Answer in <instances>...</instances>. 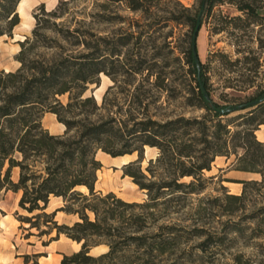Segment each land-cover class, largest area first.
I'll list each match as a JSON object with an SVG mask.
<instances>
[{
  "label": "trees",
  "instance_id": "16d2710c",
  "mask_svg": "<svg viewBox=\"0 0 264 264\" xmlns=\"http://www.w3.org/2000/svg\"><path fill=\"white\" fill-rule=\"evenodd\" d=\"M19 1L0 0V37L11 36L19 24ZM74 1L60 0L50 11L41 3L33 14L31 37L19 41L16 60L20 66L15 71L0 70V194L7 190L20 194L18 208L26 213L18 217L20 228L29 232L28 237L40 239L55 232L43 246L61 235L79 244L76 251L63 253L59 264H264V259L232 251L235 238L229 234L243 231L238 222H210L201 200L194 208L189 203L192 195L203 191V173L211 170L216 157L229 159L233 154L240 159L264 148L254 135V116L264 108V88L241 105L214 102L204 65L193 52L194 47L197 52L203 19L223 0H200L193 13L182 9L188 27L187 74L195 82L198 107L204 109V115L161 120L154 119L149 103L139 95L131 94L127 105L107 99L115 84L105 90L100 103L86 95L91 86L100 87L102 73L116 82L115 73L149 69L141 62L129 67L118 49H108L107 38L98 37L92 24L67 21ZM129 1L137 3L131 7L134 11L142 6ZM238 10L264 19L252 0L238 3ZM156 86L164 90L160 83ZM63 96H67L66 102L61 100ZM187 104L193 105L191 97ZM244 110H248L245 127L231 131L224 118ZM45 113L54 114L64 125L61 134H51L43 127ZM261 124L264 121L256 125ZM145 146L160 152L145 168L150 177L141 168ZM98 151L112 158L137 153V159L124 164L122 172L146 191V201L129 202L96 189L102 168L96 158ZM14 168L18 169L17 181L11 175ZM241 170L259 172L254 165ZM185 177L192 180L181 182ZM242 194L226 195L225 199L240 201ZM51 198H60L62 204L48 211ZM57 212L77 219L60 224L55 219ZM33 229L36 234L31 233ZM95 248L103 250L92 253ZM25 258L28 263L29 256Z\"/></svg>",
  "mask_w": 264,
  "mask_h": 264
},
{
  "label": "rangeland",
  "instance_id": "374dc122",
  "mask_svg": "<svg viewBox=\"0 0 264 264\" xmlns=\"http://www.w3.org/2000/svg\"><path fill=\"white\" fill-rule=\"evenodd\" d=\"M38 1V0H37ZM41 1V0H40ZM33 3L28 8V15L33 17L34 11L42 3ZM44 10L54 9L60 0L49 9L47 0H44ZM141 3L139 10H132L136 2L129 0H76L69 5V15L65 17L71 24L84 22L92 24L98 37H106L108 49H118L120 58L130 63L129 67H138L142 63L141 73L118 72L113 74L114 82L105 74L100 75V89L93 86L86 95H93L98 103L105 90L113 85L107 99L116 103H129L131 94L139 95L149 103L150 114L154 119H167L183 115L185 117H201L204 109L198 107L200 100L196 94V85L191 75L187 74L188 66L185 63L187 51L188 27L183 23L185 14L183 7L193 13L200 0H136ZM246 0H223L213 8V14L205 17L197 37V54L204 65L208 77L209 94L216 103L225 105H241L248 97L264 88V19L251 18L238 10V3ZM261 10L264 17V0H252ZM19 16V15H18ZM241 19L238 20L237 18ZM20 22L12 30L11 36L3 35L0 38V70L15 71L20 63L16 56L20 50L19 41L31 37L35 26V19L27 20L19 16ZM29 27H26L23 23ZM62 21L58 19L57 22ZM101 44V42H100ZM103 45V44H102ZM7 72V71H6ZM149 73V75H147ZM106 76L107 78H105ZM156 83H160L161 90ZM191 89L195 90L193 94ZM191 97L192 106L187 104ZM66 102L67 96L61 97ZM248 110L230 114L224 118L229 123L231 131L245 127V118ZM50 113H45L42 125L48 131L55 132L56 117L51 119ZM254 135L257 141L264 143V108L256 113ZM157 148L144 147V160L141 168L145 171L148 161L158 158ZM242 156V150L238 151ZM102 163L97 173V190L103 193L114 191L116 196L125 201L142 203L147 200L145 190H140L128 176H123L122 163L119 158L113 159L102 153L96 155ZM254 158V160H252ZM137 159V153L129 160ZM129 161V162H130ZM254 165L256 171H242ZM157 165L153 163L155 171ZM264 148L255 150L253 156H243L237 159L216 157L211 164L210 171L203 173L204 189L200 194L192 195L190 207L194 208L199 201L206 207L205 218L208 221H235L243 231L241 234L232 232L229 237L235 238L232 251L242 252L245 257L264 259ZM150 177V174L145 171ZM12 179L17 181L18 171L12 172ZM192 178L185 177L181 182H190ZM255 181L245 186L238 181ZM245 189L244 193L243 190ZM112 190V191H109ZM113 192V193H114ZM243 193V194H242ZM240 201L226 200V195H241ZM20 194L11 190L0 194V216L9 214L7 223L1 222L0 231V264H46L53 258L71 253L76 247L65 238H58L52 246L46 247L42 242L55 236L41 239L36 235L28 237L27 230L20 228L19 215H25L18 208ZM60 201L51 198L48 211L60 207ZM182 214V213H181ZM56 219V218H55ZM73 218L60 213L57 221L60 224H71ZM77 219V218H76ZM31 233L36 234L35 229ZM102 248H95L92 253H98ZM42 254L34 257V254ZM28 255V263L25 256Z\"/></svg>",
  "mask_w": 264,
  "mask_h": 264
},
{
  "label": "bare ground",
  "instance_id": "6f19581e",
  "mask_svg": "<svg viewBox=\"0 0 264 264\" xmlns=\"http://www.w3.org/2000/svg\"><path fill=\"white\" fill-rule=\"evenodd\" d=\"M36 1H37V0H20L19 3H18V5H17V7H16V12L18 13L19 16H22V17H24V18L27 19V20L33 19L32 16H29V15H28V11H27V10H28V8H29L34 2H36ZM55 2H56V0H47V5H48L49 9H50L54 4H56ZM26 23H27V22L25 21L23 24L25 25ZM25 26H26V27H29V25H27V24H26ZM1 37H2V36H1ZM1 37H0V38H1ZM5 71H8V70H5ZM104 77L107 78L106 76H104ZM100 88H101V85H100L99 88H97V90L100 89ZM54 117H55V115H54V114H51V117H50V118H51V119H55ZM55 125H58V126H60V127H64L63 124L58 123L57 121H56ZM146 148H148V149H152V147L150 148V147H148V146H146ZM99 153H102L103 155H105V156H107V157H110L108 154L103 153V152H101V151H98L97 154H99ZM133 154H134V153H133ZM130 156H131V155H124L123 157H121V158L119 159V162H118V163H123V164L128 163V162L130 161V160H129ZM81 190L85 191V188H81ZM77 245L79 246V244H77ZM60 259H61V256L55 257V258L52 259L51 262L46 263V264H59Z\"/></svg>",
  "mask_w": 264,
  "mask_h": 264
},
{
  "label": "crops",
  "instance_id": "0c3cea01",
  "mask_svg": "<svg viewBox=\"0 0 264 264\" xmlns=\"http://www.w3.org/2000/svg\"><path fill=\"white\" fill-rule=\"evenodd\" d=\"M40 0H38V1H36L34 4H33V6H35L36 4H38V2H39ZM40 2H42V3H44V2H46V1H44V0H41ZM57 2V1H56ZM55 2V3H56ZM55 5V4H54ZM53 5V6H54ZM52 6V7H53ZM51 7V8H52ZM63 130H64V127H60V126H58L57 125V127H56V131L55 132H52V131H49L51 134H61L62 132H63ZM121 157H123V156H120V157H115V158H113V159H117V158H121ZM112 158V157H111ZM123 164V163H122ZM124 165V164H123ZM15 170H17L18 171V169H16V168H14L13 170H12V172H14ZM97 189V188H96ZM99 190H102V189H99ZM103 191V190H102ZM109 191H112V190H109ZM112 192H114V191H112ZM115 193V192H114ZM17 194V196H18V194L19 193H16ZM116 194V193H115ZM119 197V196H118ZM120 198H122V197H120ZM53 199H56V200H58V201H60V203L62 204V201H61V199L60 198H53ZM123 200H125V199H123ZM127 201V200H126ZM61 206V205H60ZM48 209H49V207H48ZM47 209V210H48ZM60 213H63V212H57L56 213V219H57V215L58 214H60ZM63 215H65V216H67V217H70V218H73L72 220H73V222L76 220V217L74 216V215H67V214H65V213H63ZM9 216L10 217H12L11 215H9L8 213L7 214H4V215H2V216H0V224H1V222H3V223H7V220H8V218H9ZM65 224H67V223H65ZM2 230V227H1V225H0V231ZM60 238H65V239H67L65 236H63V235H61L60 236ZM67 240H69V239H67ZM70 241V243L71 244H73L75 247H76V249L74 250V251H76L77 249H79V246L77 245V243L76 242H74V241H71V240H69ZM56 241H52L51 243H49V245H47L46 247L48 248V247H50V246H52L53 245V243H55ZM102 250H103V248H102ZM73 252V251H72ZM65 254H68V253H65ZM61 258H62V256H61ZM61 260V259H60Z\"/></svg>",
  "mask_w": 264,
  "mask_h": 264
},
{
  "label": "water",
  "instance_id": "95a60500",
  "mask_svg": "<svg viewBox=\"0 0 264 264\" xmlns=\"http://www.w3.org/2000/svg\"><path fill=\"white\" fill-rule=\"evenodd\" d=\"M194 38H195V37H194ZM193 52H194V55L197 56V52H196L195 47L193 48Z\"/></svg>",
  "mask_w": 264,
  "mask_h": 264
}]
</instances>
